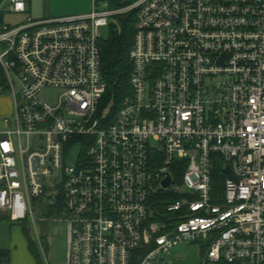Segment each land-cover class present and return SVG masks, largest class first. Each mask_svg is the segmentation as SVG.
<instances>
[{"label": "built area", "instance_id": "obj_1", "mask_svg": "<svg viewBox=\"0 0 264 264\" xmlns=\"http://www.w3.org/2000/svg\"><path fill=\"white\" fill-rule=\"evenodd\" d=\"M28 1L0 2V16L25 14ZM98 2L0 23L14 105L0 128V211L35 225V201L61 197L63 264H168L162 255L182 242L204 249L202 264H264V0ZM130 12L132 96L112 115L101 29ZM45 90L57 99L42 101ZM155 197L164 220L154 221Z\"/></svg>", "mask_w": 264, "mask_h": 264}, {"label": "rangeland", "instance_id": "obj_2", "mask_svg": "<svg viewBox=\"0 0 264 264\" xmlns=\"http://www.w3.org/2000/svg\"><path fill=\"white\" fill-rule=\"evenodd\" d=\"M41 2V1H40ZM38 5V4H37ZM61 5L66 9L84 10L90 13L92 11V0H62ZM40 6L42 7L43 5ZM108 7L104 2H98V10H104ZM109 9V8H108ZM5 21L15 24V22L26 19V15L21 17L14 14H4ZM111 23L117 22L116 18H110ZM109 29H101L102 39L108 37ZM58 97V91L45 90L39 95L42 101L53 102ZM0 109L2 115L13 118L14 105L10 93L0 90ZM80 148L72 149L68 154V165H76ZM39 201L34 204V221L30 220L29 234L33 241L40 264H63L66 261L67 254V219L65 214L60 217L43 215L39 209ZM0 247L8 249L11 253L10 261L6 264H37L35 258L27 248V242L22 234L21 227L8 220L0 222ZM204 249L200 245L182 242L177 245L170 253L162 255V259L168 264H202L204 260Z\"/></svg>", "mask_w": 264, "mask_h": 264}, {"label": "trees", "instance_id": "obj_3", "mask_svg": "<svg viewBox=\"0 0 264 264\" xmlns=\"http://www.w3.org/2000/svg\"><path fill=\"white\" fill-rule=\"evenodd\" d=\"M4 0H0L2 2ZM105 2L110 10H118L120 8L129 6L138 0H98ZM116 24L110 23L108 26V37L101 40V70L103 79L107 84L106 94L104 96L103 106L108 113L112 115L117 114L121 109L124 101L132 96V88L130 85V75L132 71V64L130 54L133 49L135 39V14L133 12L116 17ZM0 90L2 92L8 91V80L3 68L0 65ZM225 174L222 167L218 169L215 180L213 182V189L216 192H223V184L225 181ZM177 198L170 197V200ZM156 205L154 208V221L164 220L166 218L164 197H155ZM39 203V209L43 215L60 217L65 214L61 197L53 200L52 197H41L35 201ZM8 220L7 215L0 211V222ZM10 222V221H9ZM29 223L19 225L22 234L27 242V248L31 255L40 264L39 256L37 255L31 235L29 234L30 228L27 226ZM11 253L9 250H0V260L10 261ZM217 264H227L220 262Z\"/></svg>", "mask_w": 264, "mask_h": 264}, {"label": "crops", "instance_id": "obj_4", "mask_svg": "<svg viewBox=\"0 0 264 264\" xmlns=\"http://www.w3.org/2000/svg\"><path fill=\"white\" fill-rule=\"evenodd\" d=\"M41 1V2H40ZM62 0H29L28 5H27V12L25 14H19L18 16H25L31 17L34 20H44V19H51V18H63V17H70V16H77V15H83L87 14L88 12H85L84 10H71L69 8H65L64 6L61 5ZM43 5L42 7L40 6ZM38 4V5H37ZM26 20V19H25ZM24 19H21L15 24H19L23 21ZM2 21L5 25L12 26V23H8L5 21L4 15L2 17ZM2 109H0V112ZM8 111H6L7 113ZM2 115L0 113V128L2 127V122L5 118H8L9 116H6L7 114ZM0 250H8L5 248L0 247Z\"/></svg>", "mask_w": 264, "mask_h": 264}, {"label": "water", "instance_id": "obj_5", "mask_svg": "<svg viewBox=\"0 0 264 264\" xmlns=\"http://www.w3.org/2000/svg\"><path fill=\"white\" fill-rule=\"evenodd\" d=\"M2 21V17L0 16V23ZM226 173L229 175V177L233 178L236 180V178L234 177L231 169L228 167L226 170ZM170 184V178L168 177L164 182H163V187H167ZM8 263V260H0V264H6Z\"/></svg>", "mask_w": 264, "mask_h": 264}]
</instances>
